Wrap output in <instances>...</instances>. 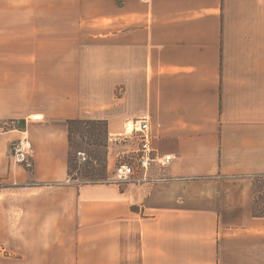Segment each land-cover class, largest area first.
<instances>
[{
	"label": "crops",
	"instance_id": "1",
	"mask_svg": "<svg viewBox=\"0 0 264 264\" xmlns=\"http://www.w3.org/2000/svg\"><path fill=\"white\" fill-rule=\"evenodd\" d=\"M139 117L165 169L69 179L67 120H105L112 164ZM256 177L264 0H0V264H264Z\"/></svg>",
	"mask_w": 264,
	"mask_h": 264
},
{
	"label": "built area",
	"instance_id": "2",
	"mask_svg": "<svg viewBox=\"0 0 264 264\" xmlns=\"http://www.w3.org/2000/svg\"><path fill=\"white\" fill-rule=\"evenodd\" d=\"M42 120L41 114H34L24 120ZM111 142L121 149L113 151V176L108 181L118 185L140 183L149 178L148 172L156 166L165 169L173 159L171 154L158 155L151 147L150 127L146 117L128 119L123 123L122 131L112 136ZM10 155L15 163L30 166L33 148L27 136L11 142Z\"/></svg>",
	"mask_w": 264,
	"mask_h": 264
},
{
	"label": "trees",
	"instance_id": "3",
	"mask_svg": "<svg viewBox=\"0 0 264 264\" xmlns=\"http://www.w3.org/2000/svg\"><path fill=\"white\" fill-rule=\"evenodd\" d=\"M68 128L69 153L67 160L68 177L71 181L79 180L77 184H94L106 182V157L102 149L107 147V124L105 120L69 119ZM81 138L82 145L76 150L74 133ZM101 148V149H100ZM82 152L87 157L86 162L79 166L74 164L76 153ZM106 153V151H105Z\"/></svg>",
	"mask_w": 264,
	"mask_h": 264
},
{
	"label": "rangeland",
	"instance_id": "4",
	"mask_svg": "<svg viewBox=\"0 0 264 264\" xmlns=\"http://www.w3.org/2000/svg\"><path fill=\"white\" fill-rule=\"evenodd\" d=\"M73 139H74V142L76 143L74 145L75 149L79 150V149H77V147L79 145H82V141L76 132L73 135ZM102 151L104 153V156L106 157V181H108V179L111 176H113V164L114 163L113 162H112V164L109 163L108 156H110V154H108V152H109L108 145H107L106 149H102ZM105 151H106V153H105ZM111 156H112V154H111ZM86 157L87 156L85 154H83L82 152L76 153V155L74 156V158H75L74 164L76 166L81 165L82 163L86 162V160H87V159H85ZM73 182H79V180H73ZM253 188H254V204H253L254 212L257 214L264 215V177L254 178Z\"/></svg>",
	"mask_w": 264,
	"mask_h": 264
}]
</instances>
